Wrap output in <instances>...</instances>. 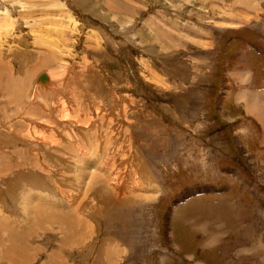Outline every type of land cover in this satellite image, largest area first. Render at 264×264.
<instances>
[{"label":"rangeland","instance_id":"obj_1","mask_svg":"<svg viewBox=\"0 0 264 264\" xmlns=\"http://www.w3.org/2000/svg\"><path fill=\"white\" fill-rule=\"evenodd\" d=\"M247 40L264 0H0V264H264Z\"/></svg>","mask_w":264,"mask_h":264},{"label":"crops","instance_id":"obj_2","mask_svg":"<svg viewBox=\"0 0 264 264\" xmlns=\"http://www.w3.org/2000/svg\"><path fill=\"white\" fill-rule=\"evenodd\" d=\"M245 48L247 49V51L251 55V56L250 55L249 56L252 57V59H253L254 58L253 51L250 52V50H249L247 45H246ZM240 53H243V51L242 52H237L236 57H238V60L236 62H234V71H236V72H242L241 69L243 68V65H244V62H245V58H246V54L245 53H244V55H240ZM243 70H245V69L243 68ZM261 74H264V73H261ZM259 80H260V78H259ZM261 80H262V78H261ZM258 81L255 80V86L250 81L249 82H240V81L236 82L234 85L238 86L239 89L237 90L235 95L233 94V91H232V89H233L232 88V84H230L231 90L230 89L226 90L228 95H227V97L224 99V101L222 103V111H223L224 115H227V120H229V121L236 120V118L239 117V115H238L239 114L238 113L239 109L243 108L247 115L252 116L253 118H255L259 122V124H260L259 126H260V129H261L260 133L258 131H256L254 133V136H251V138H253V139H251V138L248 139L246 135H244L242 137V144L246 145L248 147V149L250 150V152H251V150L253 152L255 151L256 155H260L261 154L259 149H263L264 150V117H262V116L260 117L256 113L249 112L247 105H249L251 100L255 98L254 92H256V93L260 92L261 93L260 96L264 98V87L260 86ZM242 93H245V94L249 93V95H251V96H249L250 98L249 97L246 98V102L244 100H240V101L238 100V97L240 95H242ZM231 98H233V100H232L233 103H231ZM226 105L228 106V108L224 109V107ZM257 121H255V122L257 123ZM241 123L242 124H240V126L244 127V129H248V130L254 131V127L251 124V123H253L252 120L249 121L246 117H243L241 119ZM230 127H231V125H230ZM228 130H229V128H228ZM257 130H258V128H257ZM255 143L258 144L259 148H256V149L250 148V146L252 144H255ZM256 159H257V163L256 164H261L264 167V159H262L261 156H256ZM220 169H222V168H220ZM126 248H127V246H125V249Z\"/></svg>","mask_w":264,"mask_h":264},{"label":"bare ground","instance_id":"obj_3","mask_svg":"<svg viewBox=\"0 0 264 264\" xmlns=\"http://www.w3.org/2000/svg\"><path fill=\"white\" fill-rule=\"evenodd\" d=\"M5 70V69H4ZM248 73V72H247ZM46 78V76L44 75V76H42V80H44ZM241 78H242V80H243V82H248V80H249V76L248 75H246V74H243V75H241ZM58 79V78H57ZM229 85V84H228ZM12 86H14V85H12ZM47 86V85H46ZM66 86V85H65ZM64 86V87H65ZM70 87V86H69ZM229 87V86H228ZM46 88V87H45ZM67 88V87H66ZM38 89H41V88H38ZM60 89V88H59ZM227 89H229V88H226V90ZM63 90H66V89H63ZM69 90V89H68ZM67 90V91H68ZM249 90V89H248ZM58 92V91H57ZM56 92V93H57ZM41 93V92H40ZM70 93V92H69ZM252 93V92H251ZM46 94H48V93H46ZM62 94H63V91H62V93L60 94L61 96H62ZM10 95V94H9ZM39 95V94H38ZM55 95V94H54ZM261 95V93L260 92H258V93H256V92H254V96H255V98L254 99H252L251 100V102H250V104L249 105H247V107H248V110H249V112H251V113H256L258 116H262V117H264V98L263 97H261L260 96ZM65 96V95H64ZM249 96H251V95H249V93L248 94H245V93H242V95H240L239 97H238V100L240 101V100H244L245 102H246V98H248ZM258 96V97H257ZM51 97V96H50ZM253 97V96H252ZM250 98V97H249ZM249 101V100H248ZM59 103V100H57L56 102H54L53 104H51L50 106H51V112L52 113H54L55 115L57 114V109H58V104ZM64 104V103H63ZM65 105V104H64ZM57 116V115H56ZM70 117V116H69ZM47 137V136H46ZM136 167V166H135ZM104 181V180H103ZM93 187V186H92ZM112 192V191H111ZM85 200V199H84ZM92 200V199H91ZM86 202V201H85ZM88 204H89V202H88ZM88 206H90V205H88ZM86 207V206H85ZM85 210V209H84ZM86 211V210H85Z\"/></svg>","mask_w":264,"mask_h":264}]
</instances>
